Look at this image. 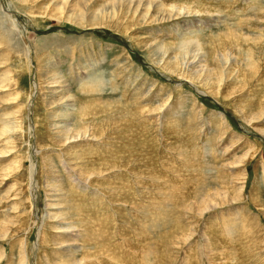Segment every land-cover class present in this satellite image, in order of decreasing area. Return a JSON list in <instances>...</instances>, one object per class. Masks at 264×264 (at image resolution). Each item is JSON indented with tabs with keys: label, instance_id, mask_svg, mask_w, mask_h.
I'll return each mask as SVG.
<instances>
[{
	"label": "rangeland",
	"instance_id": "374dc122",
	"mask_svg": "<svg viewBox=\"0 0 264 264\" xmlns=\"http://www.w3.org/2000/svg\"><path fill=\"white\" fill-rule=\"evenodd\" d=\"M50 1L0 0V264H264V0Z\"/></svg>",
	"mask_w": 264,
	"mask_h": 264
},
{
	"label": "bare ground",
	"instance_id": "6f19581e",
	"mask_svg": "<svg viewBox=\"0 0 264 264\" xmlns=\"http://www.w3.org/2000/svg\"><path fill=\"white\" fill-rule=\"evenodd\" d=\"M67 1V0H66ZM90 0H71L70 2H71V5H69L67 8H66V5H65V3L64 2H61L60 0H53L51 3H53V4H51L52 6H50L51 8H52V10L51 11H53V10H56L55 11V13H54V15H52V16H50V18H52V19H57V20H59L60 19V17H62L63 16V18H65L66 20L68 19L69 21H70V19L73 21L74 19H75V21L77 20V16H80V15H77V16H73L72 14H70V12H72L71 10L72 9H70V7L72 6L73 7V5H75L76 4V6L77 7H83V5H85V4H87V2H89ZM175 2L177 1V0H174ZM178 1H181V0H178ZM60 2V3H59ZM68 2V1H67ZM131 2H133V6L135 5L136 6V9L137 10H140V15H143V16H148L149 17V19L151 18V19H153L154 20V23H158V24H162L161 25V27L163 26V24L164 23H170L171 21L174 23V24H176V27H178L179 25L178 24H180V22H182V23H184V24H192L190 21H192L191 19H189V20H185V19H187L188 17H187V15H189L188 13H190V11L192 10H194V9H197V10H199L200 12H201V10H209V9H211V7H214L215 8V11H219L218 10V7L214 4V3H212V2H209L208 4H206L205 2H203V1H200V2H197V1H192V2H190V1H188V0H183V2L184 3H186L187 5L189 4L190 5V7L188 8V9H186V11L184 12L185 14L187 13V15L185 16V17H183V15H185V14H183L182 16H181V11L182 10H179V9H177L178 10V12L177 11H175V9L173 8V7H175V5L174 6H172V7H169V6H166L165 4H163L161 1H156V0H131ZM180 3V2H179ZM171 4V3H170ZM104 8L106 7V4H103L102 5ZM187 6H185V8H186ZM74 12V11H73ZM72 12V13H73ZM78 14V13H77ZM196 14V13H195ZM51 15V14H50ZM110 15L109 14H105V13H101V15H99V14H97V13H95V12H92V14H89L87 17H86V23L88 24V25H93V24H95L94 23V21H103L104 20V18L105 17H109ZM76 17V18H75ZM78 18H80V17H78ZM182 18V19H181ZM186 22H188V23H186ZM168 23V24H169ZM171 24V23H170ZM180 26H182V25H180ZM182 27H184V25L182 26ZM171 29V28H170ZM174 29V28H173ZM175 31V30H174ZM174 31H171V30H168L167 31V34H173V32ZM176 32V31H175ZM192 33V32H191ZM231 33V32H230ZM224 34V33H223ZM229 34V33H228ZM175 35H177L176 33H175ZM234 35H236L237 36V33H234ZM235 36V37H236ZM219 37V36H218ZM232 37H233V35H232ZM220 38V37H219ZM219 38H217V39H219ZM233 39V38H232ZM237 39H238V37H237ZM240 39V38H239ZM234 41V40H233ZM237 41V40H236ZM235 42V41H234ZM239 42V41H238ZM187 43H191V42H187ZM153 44H155V45H157L156 43H152L151 45H153ZM173 44V43H172ZM172 44H166L169 48L170 47H173L172 46ZM197 44V43H196ZM253 44V43H252ZM255 45V44H254ZM262 45V44H261ZM260 45V46H261ZM163 46V45H162ZM161 44H160V48L159 49H161ZM188 46V45H187ZM186 46V47H187ZM259 46V45H258ZM180 47V46H179ZM255 47V46H254ZM256 48V47H255ZM186 49V48H185ZM215 49V48H214ZM252 49H253V47H252ZM188 50V49H187ZM245 50V49H244ZM181 51V50H180ZM165 52H167V50L165 51ZM185 52V51H184ZM183 52V53H184ZM246 52V51H245ZM244 52V54H246ZM250 52V51H249ZM155 53V52H154ZM157 53V52H156ZM164 55V54H163ZM219 56H220V54H219ZM245 56V55H244ZM183 57V56H182ZM185 57V56H184ZM254 57V56H253ZM181 58V57H180ZM189 58V57H188ZM238 58V57H237ZM249 59H250V57L248 56V52H247V56H246V58L244 59V64L243 65H246V66H249V65H251V63H250V61H249ZM179 61V59L177 58L176 59V56H172V57H170V59L167 61V65H166V67L164 66V68L168 71V72H170L171 74H173V73H175V71H176V66H177V63H178V61ZM197 60V59H196ZM243 61V60H242ZM198 64L197 65H195V67H199V70H202V69H204V67L206 68V66L205 65H203V63H204V56H200L199 57V59H198ZM196 62V63H197ZM236 62H239L238 60L236 61ZM242 63V62H241ZM186 64V63H185ZM182 65V64H181ZM242 65V66H243ZM232 66V65H231ZM250 67V66H249ZM251 68V67H250ZM253 68V67H252ZM251 68V69H252ZM248 69V68H247ZM239 70V69H238ZM209 71V70H208ZM192 73H198V72H192ZM254 73V72H253ZM48 74V73H47ZM199 74V73H198ZM197 74V76H198V78L200 77V74L198 75ZM252 74V73H251ZM51 75V74H50ZM53 76V75H52ZM49 77V76H48ZM94 77V76H93ZM51 79H53V78H55V77H50ZM56 78H57V76H56ZM55 78V79H56ZM57 81V79L55 80V81H53V82H56ZM96 81H99V79H96ZM209 81H215V82H218L219 81V79L217 78V76H215V74H213V73H210V74H208L207 72H205V79H204V82H208L209 83ZM207 83V84H208ZM58 84H60V82L58 83ZM212 84H215V83H213L212 82ZM205 85H206V83H205ZM64 87V86H63ZM63 91V90H62ZM53 92V91H52ZM54 93V92H53ZM58 94H59V92H58ZM61 94V93H60ZM63 95V94H62ZM49 96V95H48ZM56 96V95H55ZM46 97V96H45ZM53 99H55V98H53ZM44 101V100H43ZM49 102V101H48ZM106 104H103V106H106V108L107 107H109L110 105H111V100H105L104 101ZM51 104L53 103V101L52 102H50ZM49 105V104H48ZM128 110V109H127ZM242 110V109H241ZM154 111V110H153ZM243 111V110H242ZM258 111V113L257 114H253V113H251L250 111V113L251 114H253V115H249L248 113H246V112H242V113H246V114H248V115H244V116H246V118L247 119H249V120H257L258 118H261L262 116H263V113H264V106L263 107H261L259 110H257ZM16 113V112H15ZM123 113V112H122ZM255 113V112H254ZM122 115V114H121ZM10 117H12V116H10ZM14 121V120H13ZM15 124H17V123H15ZM15 126V125H14ZM16 127H17V125H16ZM15 129V128H14ZM26 131V130H25ZM79 136V133H74V134H72V136L71 137H78ZM68 138H70V137H68ZM73 141H76V140H73ZM193 157V156H192ZM77 168V167H76ZM78 170H79V168H78ZM95 175V174H94ZM81 178H83L84 180L85 179H88V178H90V175L89 176H87V175H83V176H81L79 179L80 180H82ZM68 204L70 203V204H72V202H67ZM48 205H53L52 203L51 204H48ZM53 207V206H52ZM71 210L72 209H74V208H70ZM76 213H78V212H76V211H73L72 210V213H70V214H66V215H69V216H66V217H60L61 219H70L71 221H75L76 220V218H77V216L76 215H74V214H76ZM79 214V213H78ZM63 216V215H65L64 213H60V215L59 216ZM58 216V214H57V216L55 215V214H52V216L51 217H54L53 218V220H51V221H53V222H56V219L55 218H57V217H59ZM75 217V218H74ZM79 218H77V222L76 223H78V220ZM83 219V218H82ZM59 221H60V219H59ZM153 221V220H152ZM70 222V221H69ZM81 222H84V221H81ZM80 223V222H79ZM74 225V224H73ZM78 225V224H77ZM77 225H75V226H77ZM84 225V224H83ZM80 226V225H79ZM53 227H55L54 229H53V231H55V232H53L54 234L55 233H57V231H59L60 233L58 234L57 233V235L55 234V236H58V237H65V231L66 230H61L60 231V227L59 226H53ZM67 227H69V228H74V226H72L70 223H68L67 224ZM78 227V226H77ZM81 227H82V225H81ZM84 228V227H83ZM66 229H68V228H66ZM73 230V229H72ZM78 230V229H77ZM64 231V232H63ZM82 231H84V230H82ZM67 232H68V230H67ZM71 232V231H70ZM86 232H88V233H86V235L83 237L85 240H91V239H95V238H90L91 236L90 235H92V229L89 231V230H87V227H86ZM94 233V232H93ZM94 235H95V233H94ZM93 235V236H94ZM92 236V237H93ZM95 237H97L96 235H95ZM56 240V239H55ZM57 241V240H56ZM66 241V239L65 240H60L59 242H58V244L59 245H57L55 248H54V251L52 252V254H51V256H52V260H51V262H54L55 264H80L81 263V261H77V262H74V261H76V259H74V258H68L67 256H69L70 255V253L71 252H69V253H64L65 251H63L60 247H64L66 244H63L64 242ZM99 242H97V244H98ZM54 244H56V242H54ZM99 245V244H98ZM93 247V246H92ZM100 247V246H99ZM103 247V246H102ZM94 248V247H93ZM101 248V247H100ZM104 248V247H103ZM99 249V248H98ZM149 250V249H148ZM71 251H73V250H71ZM75 252V251H74ZM74 252H72V253H74ZM75 257V254L74 255H72V257ZM84 256V255H83ZM64 257H67V259H65ZM71 257V256H70ZM82 258H84V257H82ZM82 258H80V259H82ZM60 260H62L63 262L61 263V262H59ZM74 260V261H73ZM84 261V260H83ZM57 262V263H56ZM80 262V263H79ZM43 264V263H42ZM49 264V263H48ZM84 264V263H83Z\"/></svg>",
	"mask_w": 264,
	"mask_h": 264
}]
</instances>
